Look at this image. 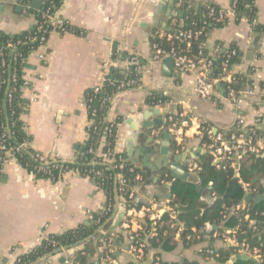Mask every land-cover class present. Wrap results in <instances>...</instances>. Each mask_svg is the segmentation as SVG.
<instances>
[{
  "label": "crops",
  "instance_id": "1",
  "mask_svg": "<svg viewBox=\"0 0 264 264\" xmlns=\"http://www.w3.org/2000/svg\"><path fill=\"white\" fill-rule=\"evenodd\" d=\"M26 1L0 0V32L14 35L35 24L33 14L15 9L19 2ZM193 1L194 9L197 4L199 7L208 2L228 10L232 0ZM252 1L256 7V22L264 25V0ZM174 12L180 11L170 0H63L59 14L71 31L50 34L47 63L40 64L35 54L27 58L25 75L30 87L24 92L27 111L21 119L31 137V148L53 160L74 162L87 141L86 127L90 118L84 102L85 92L100 84L106 73L102 66L106 61L125 62L128 56H135L142 69L149 68L150 72L141 74L140 87L112 94L105 119L116 124L114 152L143 172L140 199L144 202L153 199L161 202L170 195L169 179L162 183L159 178L168 173L159 168L164 163L160 149L168 143L161 139L166 130L164 121L150 131L141 130L137 121L141 113L151 107L145 102L147 95L159 94L175 111L185 104L188 114L213 128L228 131L240 121L244 127L253 128L259 138H264V32L253 31L245 17L235 21L233 14L227 16L223 27L211 29L206 46L212 48L216 42L236 44L240 56L232 66L233 73L246 75L258 89L254 96L240 95L236 102H231L217 84L215 98L201 99L192 94V75L178 74L173 69L171 76H164L163 61H151V40L157 30L165 29L176 19ZM122 65L114 70L124 76L127 69ZM33 95L36 101H31ZM163 112L159 111L162 120ZM157 117L152 114L145 121L152 122ZM191 134L182 153L175 152L173 140L169 144V151L180 160L186 155V163L192 159L199 161L205 152L200 137L192 131ZM103 144V141L98 143V154ZM260 182L264 188V180ZM202 194L207 191L203 190ZM105 201L103 191L91 178L67 172L56 181L37 179L8 158L0 177V264H14L18 256L37 246L49 234H60L82 224L92 225L95 223L93 215L102 211ZM123 211L125 208L118 201L109 220L97 229L99 238L95 235L89 246L93 249L89 256L93 264H108L102 260L100 238L117 233L123 236L113 241V257L118 264H153L155 257L168 264L184 261L221 264L201 252L204 246L222 248L212 237L217 229L215 225H206L191 243L173 234V248L163 245L149 248L141 260L135 261L127 249L124 217L114 232L111 230ZM68 254L56 253L34 264H72L66 261Z\"/></svg>",
  "mask_w": 264,
  "mask_h": 264
},
{
  "label": "trees",
  "instance_id": "2",
  "mask_svg": "<svg viewBox=\"0 0 264 264\" xmlns=\"http://www.w3.org/2000/svg\"><path fill=\"white\" fill-rule=\"evenodd\" d=\"M63 0H43V5L38 11H28L33 14L35 21L40 22L41 10L46 7H50L52 11L59 10ZM177 1V0H174ZM184 3L179 8L182 13L181 17H176V22L174 24H169L164 31L171 33H176L179 30H192L201 31L198 41H195L198 45L200 42H205L208 38V34L213 28L223 27L227 21L228 17L219 19V10L227 11L224 8L214 4V3H204L199 5L198 10L194 9L193 0H182ZM233 1L235 4L233 5ZM187 3H191L192 7L188 8ZM230 7L233 10V17L235 21H239L241 18L245 17L248 19L252 26V30L258 33L264 32V25L256 22V7L252 0H232ZM229 7V8H230ZM213 10V13H210ZM36 24H34L29 30L22 31L14 35H8L6 33L0 32V51L4 52L8 60V65L6 66L5 73H3L0 79H8V71L12 74H16L18 78L17 91L13 93L12 102H7L5 100V92L7 89V84L0 85V136L4 133L5 144L7 146H15L23 141L31 142V137L25 129L24 122L21 116L27 111V103L23 97V92L19 89L22 83V76L25 74L27 68V63L24 58H26L30 52L31 45L22 44L15 48L14 52L20 53L22 56L13 59V50L6 48L7 43H15L17 40L25 41L26 37L34 36ZM70 29V27H69ZM173 41L179 46L184 47L185 43L179 42L176 37ZM151 43L158 44L161 48L168 49L171 41L167 40L164 36H154ZM195 43H193L194 45ZM219 45L224 49L221 50L215 58H213V67L211 69L210 75L212 77L217 76L221 71V64L231 50H236V54L230 56L228 62L230 68L239 61L240 51L236 44L229 43L224 44L222 42H216L213 46ZM211 48L205 46V52H209ZM191 53H195V50H191ZM116 55V54H115ZM134 67H130L133 71ZM1 74V73H0ZM110 76L115 78H122L118 71L114 69L110 73ZM235 81L231 86L235 90H240L246 85H251L252 81L247 78L244 74H235ZM220 88L224 90L226 84L219 83ZM12 87V85H11ZM115 91L106 86L104 92H99L97 94H92L91 90H87L84 94L85 99L92 98L90 104L87 103L89 107L88 116L94 120V126L97 131L95 133L90 132L89 138L86 141L82 151L78 154L74 162H64L56 160L54 162H49L47 164H42L46 171L50 172L47 175L44 172L35 173L34 167L39 165L37 161L33 159V156L37 153L31 147L21 150L18 153H13L14 160L22 168H25L29 172L34 173V177L37 179H45L48 181H56L63 173L68 170L77 168L80 176L91 178L96 184H99L105 195V209L95 213L93 215L94 220L98 223H93L92 225H79L75 228L66 230L60 234H49L46 236L37 246L29 250L28 252L17 257L14 264H31L36 262L38 259L48 256L58 249L70 247L76 243L83 242L81 244L82 249L74 253V264H93L89 256L93 252V249L89 247L93 238L87 240L92 234H94L97 229L109 220L113 206L115 204L116 198L122 197L127 198L130 188L135 185L132 180L133 174L128 172L129 164L125 166L122 173L128 179L126 186H124L123 191L120 190V185L115 179V171L105 164L97 163L96 165H91V160L95 158L93 154L88 153L90 147L96 148L99 143L100 137L104 134L108 122L106 121V112L108 107V100L105 96H112ZM158 100L165 102L166 99L159 94L152 93L147 95L145 102L147 105H153ZM95 109L96 113H91V110ZM205 126H210L207 122L204 123ZM234 131V128L228 130V133ZM115 141V129H113L111 134H106L105 145L102 146V152L105 153L107 148H113ZM201 141L204 142V137H201ZM2 153L0 152V155ZM121 155V154H118ZM101 161V157L98 158ZM200 166L202 167L199 173L200 183L202 189L207 191V194L203 195L198 191L194 185L175 180L169 187V193L172 195V204L176 206L179 211L177 215L178 221L182 224V231L180 233V238L185 243H191L193 239L187 240L186 236H198L201 235L206 225L217 226L216 230H221L223 228H239L238 237H245L248 244L252 246H259L261 252V258L259 264H264V229L256 224L257 222L264 220V202L254 203L253 201H246L245 191L239 181L244 183H249L251 188H256L259 193L264 191L263 183L259 180H264V157L255 154L247 153L243 156L241 160L238 161V177H234L235 168L232 167V162H236L233 156L224 162V168L217 169L212 165V155L208 151H205L200 156ZM136 166V165H135ZM100 171L102 173V178H97L95 172ZM136 172L142 175L143 172L140 168L136 166ZM257 177L259 180L257 182H252L254 178ZM114 182L116 183V188L114 190ZM143 180L138 184L140 189ZM211 184V188L207 189V186ZM214 194V197H211ZM245 201L246 207L241 210H234V206ZM128 205H134L131 201H127ZM146 204L143 200H140L137 207ZM107 208L109 210L107 211ZM245 215H248V219H245ZM149 219L144 218L142 223V230L139 231V238L146 239L147 244L145 251L149 248H157L163 245L165 248H173L175 244L173 243L174 230L170 227V220L168 214H163L159 220L156 221L155 225L152 224ZM155 227V235L148 236L152 228ZM100 233H96L99 238ZM102 237V236H101ZM121 233L103 236L105 240L111 239L112 242L118 239H122ZM195 240V239H194ZM100 243L97 242V246ZM219 257L216 258L221 264H226L229 258L235 253L231 249H218ZM161 264H168L163 263ZM181 264H197L192 262H183ZM233 264H254L251 261L237 260Z\"/></svg>",
  "mask_w": 264,
  "mask_h": 264
},
{
  "label": "built area",
  "instance_id": "3",
  "mask_svg": "<svg viewBox=\"0 0 264 264\" xmlns=\"http://www.w3.org/2000/svg\"><path fill=\"white\" fill-rule=\"evenodd\" d=\"M44 3V2H43ZM182 0L174 1L175 9L179 10V8L183 5ZM235 4V1L232 3ZM43 5V4H42ZM187 7L191 8V3H187ZM40 22H35V30L36 33L34 36L26 37L25 41L17 40L15 43H7L6 48L13 50L12 56L13 59L21 57L20 53L14 52L15 48L22 44L31 45L30 54H35L36 60L40 64L47 63L49 52L47 50V41L52 33L63 34L68 31L69 25L67 21L59 14V10L52 11L48 6L40 11ZM210 13H213L211 10ZM219 19L224 18V16H228L229 14H233L232 7H230L227 11L219 10ZM176 19L172 21L171 24H174ZM201 35V31L196 30H179L175 34L164 31L157 30L156 36H164L167 40L171 41L168 49L161 48L156 43H151V61L152 62H162L165 58L173 59V67L175 73L178 74H190L193 76V85H192V94L201 98V99H212L218 95L216 85L219 83L226 84L225 87V96L231 102H236L237 98L240 95L246 96H254L258 86L252 83L240 90H235L231 84L235 81L234 73L232 67L229 65V58L236 54V50H231L230 54L226 56L221 64L220 73L212 77L210 75L211 69L213 67V58L217 56V54L222 50V47L219 45L212 46L209 52H205L206 42H200L198 45L195 41H198L199 36ZM176 37L179 42L185 43L184 47H179L174 41L173 38ZM193 43H195L193 45ZM191 50H195V53H191ZM25 59L27 63V58ZM123 64V65H122ZM8 65V60L4 52L0 51V77L3 73H5L6 66ZM124 66L126 70V74L122 76V78H115L110 76V73L113 69L118 68V66ZM103 69L106 73L101 78L100 84L90 89L92 94H97L99 92H104L106 86L111 87L115 92L133 89L140 87L141 74H148L150 72L149 68H143L139 65V61L135 56H128L127 60L119 61L112 59L110 61H106L103 65ZM134 67L133 71L130 70V67ZM8 79H0V85L7 84V89L5 92V100L7 102H12L13 93H15L17 89L18 78L17 75L8 71ZM26 74V70H25ZM22 76L21 87L19 88L24 92L30 87V81L26 78V75ZM12 85V87H11ZM114 92V93H115ZM224 93V92H223ZM107 95L105 99H109ZM37 97L33 95L31 101H36ZM84 102L86 109L89 107L87 103L90 104L92 102V98L88 100L84 97ZM151 107L157 108L159 111L164 110L163 121L164 127L171 133L173 146L176 153H182L185 150L186 143L188 138L191 137V131L193 134H196L200 137V143L203 151H208L212 155V165L215 168L221 169L224 168V162L230 159L233 156L236 162H232V167L238 169V161L243 158V156L247 153L255 154L258 156L264 155V138H259L256 134V131L253 128H246L241 125L239 121L237 125H235L234 131L228 133V131L219 130L213 128L211 126H205V121L198 120L196 117L188 114L186 112V106L183 104L181 110H171L169 105L167 106L165 102L158 100ZM91 113H96L95 109L91 110ZM108 122V121H107ZM116 124L113 122H108V126L104 132V134L100 137L99 142L103 141V145L106 142V134H111L113 129H115ZM26 129V126H25ZM87 131V140L89 138V133H95L97 131L94 126V120L89 119L88 125L86 127ZM5 134L3 133L0 136V177L3 171V166L8 158L14 159L13 153H18L21 150L27 149L31 147V143L28 141H23L15 146H7L4 140ZM201 137L205 139L204 142L201 141ZM88 153L93 154L95 156L94 159L91 160V165H96L98 162L107 165L111 169L115 171V179L118 181L120 185V190L123 191L124 186H126L128 179L122 173L125 166H127L129 161L123 155H118L114 152V148H107L105 153L101 152L97 153L96 148L90 147L88 149ZM99 157H101V161H99ZM33 159L40 163L34 167V172H44L47 175H50L49 171L43 167L42 164H47L50 161L54 162L56 160L47 158L46 156L36 153L33 156ZM186 171L189 173H199L202 170L200 166V162L196 159H192L186 163ZM136 166L132 163L129 164L128 172L133 174L132 180L135 182V185L130 188L129 194L127 198L121 196L119 202L125 208V216H124V224L123 231L126 234L128 241V252L132 255L135 261H139L144 257L145 248L147 241L146 239H140L138 234L139 231L142 230V223L144 222V218L149 219L152 224L155 225L156 221L160 219L163 214H168L170 220V227L174 230V234L180 236L182 231V224L178 221L177 215L179 211L176 206L172 204V195H169L168 199L164 201H156L150 200L147 201L146 204L140 205L137 207V204L141 197V190L139 187V183L143 180L142 175L139 172H136ZM67 172H72L74 174H79L78 169L68 170ZM65 172V173H67ZM32 173V172H31ZM34 175V173H32ZM64 174V173H63ZM95 176L97 178H102V173L100 171L95 172ZM238 177V173H237ZM162 183L164 181H168V183H172L175 181L170 175L163 174L159 176ZM242 185L244 191L252 192L258 194L259 192L256 188H251L249 183H244L239 181ZM99 189L103 191L102 187L97 184ZM211 197H214V194H211ZM127 201H131L134 205L126 204ZM246 207L245 201H241L237 205L234 206V210H241ZM105 207L102 208L104 210ZM109 208H107V211ZM245 219H248V215H245ZM96 223L98 221L95 220ZM238 227L234 228H223L220 231L216 230L212 233V237L219 241L224 249H231L235 254H244L249 257H253L256 260L260 261L261 252L259 246H250L245 237L239 238ZM155 235V227L152 228L151 232L148 236ZM197 236L187 235L186 239H196ZM102 249V260L108 264H118L116 259L113 257V242L111 239L105 240L103 237L100 238ZM61 252H69L66 261L74 264V253L80 251L82 246H77L68 250L60 248ZM201 252L204 253L205 256L210 258L219 257L218 249L209 248L204 246L201 249ZM153 264H161L158 257L154 258Z\"/></svg>",
  "mask_w": 264,
  "mask_h": 264
},
{
  "label": "water",
  "instance_id": "4",
  "mask_svg": "<svg viewBox=\"0 0 264 264\" xmlns=\"http://www.w3.org/2000/svg\"><path fill=\"white\" fill-rule=\"evenodd\" d=\"M170 2L173 4L174 0H170ZM42 4H43V0H27L25 3L19 2L16 5L15 9L17 11H20V10H23V11H38L41 8ZM197 8H198V4L196 5L195 9H197ZM173 14L174 15L177 14L176 15L177 17H181L182 16L181 12H179V13L174 12ZM173 64L174 63H173V59L172 58H165L163 60L162 69H163V75L164 76L169 77V76L172 75L173 69H174ZM152 114L157 115L158 117L155 118L152 122L145 121L146 118H148ZM159 115H160V113H159V110L157 108L149 107L148 109L144 110L141 113L140 120H137L141 130L150 131L151 129H153L154 126L161 125L163 123V120L161 118H159ZM161 139L166 140L168 143H167V145L166 144L162 145V147L160 149L161 154L164 156V159H163L164 163L159 168L160 169H166V171L169 173V175L172 178H174L175 180H179L181 182L194 185V187L198 191H200V193H202V191L204 189H202L199 175H197L196 173H189L185 169L186 168V162H185L186 155H183L184 160L182 161V160H180L178 158L177 155H173L169 151V144H170V142H172V135L167 129L165 131H163V133L161 135ZM262 157H264V155H262ZM237 173H238V171H237V169H235L234 177H237ZM258 180L259 179L257 177H255L252 182L254 183V182H257ZM171 184L172 183H168L167 186L170 187ZM210 188H211V184H209L207 186V189H210ZM244 198H245L246 201H253L256 204L262 203V202H264V191L262 193H258V194H255V193H252V192H247V193H245ZM115 201H116L115 203H118V199L117 198H116ZM124 215H125V211H123L122 214L119 216V219L116 222L115 226L111 227V230L113 232H114L115 227H117L120 224V219L122 217H124ZM256 224H258L262 228H264V222L263 221L257 222ZM207 226H210V225L207 224ZM214 228H215V226H214ZM96 233H100V230L96 231L94 234H92L87 240L93 238L96 235ZM83 242L76 243V244H74V245H72L70 247H65L63 249L68 250V249L77 247V246L83 244ZM60 252H61V249H58L54 253H52V254H50L48 256H45L43 258L38 259L36 262H38V261H40V260H42L44 258H47V257H49L51 255H54L56 253H60ZM237 260H243V261H248L249 260V261L253 262L254 264H259L258 260H256L253 257H249L247 255H244V254L232 255L229 258V260L227 261V264H233ZM36 262H33L31 264H34Z\"/></svg>",
  "mask_w": 264,
  "mask_h": 264
}]
</instances>
